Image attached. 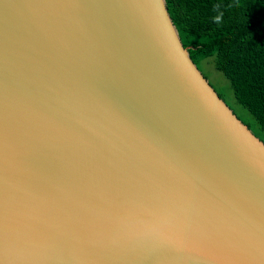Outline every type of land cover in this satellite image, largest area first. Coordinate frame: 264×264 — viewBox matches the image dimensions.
Returning a JSON list of instances; mask_svg holds the SVG:
<instances>
[{
	"label": "water",
	"instance_id": "95a60500",
	"mask_svg": "<svg viewBox=\"0 0 264 264\" xmlns=\"http://www.w3.org/2000/svg\"><path fill=\"white\" fill-rule=\"evenodd\" d=\"M0 264H264V143L164 0H0Z\"/></svg>",
	"mask_w": 264,
	"mask_h": 264
},
{
	"label": "trees",
	"instance_id": "16d2710c",
	"mask_svg": "<svg viewBox=\"0 0 264 264\" xmlns=\"http://www.w3.org/2000/svg\"><path fill=\"white\" fill-rule=\"evenodd\" d=\"M164 2L191 61L198 68L201 60L211 57L252 120L235 115L264 143V136L253 130L256 124L264 132V0ZM217 15L222 16L220 23L214 19Z\"/></svg>",
	"mask_w": 264,
	"mask_h": 264
},
{
	"label": "rangeland",
	"instance_id": "374dc122",
	"mask_svg": "<svg viewBox=\"0 0 264 264\" xmlns=\"http://www.w3.org/2000/svg\"><path fill=\"white\" fill-rule=\"evenodd\" d=\"M198 69L206 78L211 87L216 92L221 94L224 101L236 115L252 120L250 113L235 100L228 79L220 71L214 68L211 57L201 60L198 65ZM253 130L261 137L264 136V132H261L256 124L254 125Z\"/></svg>",
	"mask_w": 264,
	"mask_h": 264
},
{
	"label": "clouds",
	"instance_id": "9594fccd",
	"mask_svg": "<svg viewBox=\"0 0 264 264\" xmlns=\"http://www.w3.org/2000/svg\"><path fill=\"white\" fill-rule=\"evenodd\" d=\"M214 19H215V21H216L217 23H220V21H221V19H222V16H221V15H217Z\"/></svg>",
	"mask_w": 264,
	"mask_h": 264
}]
</instances>
